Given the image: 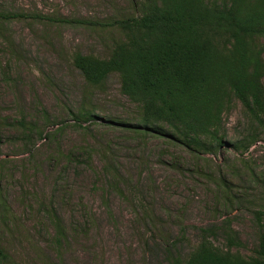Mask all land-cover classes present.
<instances>
[{
  "label": "rangeland",
  "instance_id": "obj_1",
  "mask_svg": "<svg viewBox=\"0 0 264 264\" xmlns=\"http://www.w3.org/2000/svg\"><path fill=\"white\" fill-rule=\"evenodd\" d=\"M137 2L0 0V264H171L197 247L199 229L221 248L227 222L252 255L256 213L264 228V123L251 126L238 105L224 118L226 144L193 155L126 132L119 122H136L138 108L119 77L92 88L72 64L75 53L107 57L119 35L92 24ZM82 110L96 122L74 123ZM248 134V151L227 146Z\"/></svg>",
  "mask_w": 264,
  "mask_h": 264
},
{
  "label": "trees",
  "instance_id": "obj_2",
  "mask_svg": "<svg viewBox=\"0 0 264 264\" xmlns=\"http://www.w3.org/2000/svg\"><path fill=\"white\" fill-rule=\"evenodd\" d=\"M132 5L131 15L92 24L119 35L107 57H72L89 87L102 86L112 74L119 77L121 94L138 108L136 122H119L126 132L201 156L226 144L222 127L234 107L239 105L251 126L264 123V0H138ZM72 118L79 127L98 119L89 110ZM256 141L248 134L227 146L242 153ZM260 215L256 220L263 230L252 255H241L243 244L227 222L221 248L209 239L212 229H199L197 247L185 259L172 256L171 264H264ZM51 218L59 242L64 229L57 216ZM6 258L0 250V259Z\"/></svg>",
  "mask_w": 264,
  "mask_h": 264
}]
</instances>
